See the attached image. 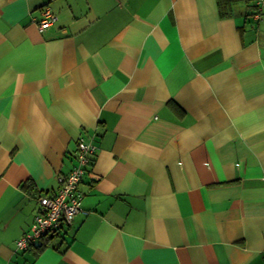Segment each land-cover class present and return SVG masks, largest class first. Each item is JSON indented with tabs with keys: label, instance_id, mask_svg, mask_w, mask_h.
<instances>
[{
	"label": "crops",
	"instance_id": "obj_1",
	"mask_svg": "<svg viewBox=\"0 0 264 264\" xmlns=\"http://www.w3.org/2000/svg\"><path fill=\"white\" fill-rule=\"evenodd\" d=\"M219 1L0 0V264H264V7Z\"/></svg>",
	"mask_w": 264,
	"mask_h": 264
},
{
	"label": "built area",
	"instance_id": "obj_2",
	"mask_svg": "<svg viewBox=\"0 0 264 264\" xmlns=\"http://www.w3.org/2000/svg\"><path fill=\"white\" fill-rule=\"evenodd\" d=\"M256 6L260 12L264 7V0H256ZM41 13L42 17L38 22L40 31L50 27L56 20V16L47 7L42 8ZM95 154L96 146L80 137L77 142L76 166L65 179L61 180V185L54 196L39 197V208L34 223L28 232L16 240L18 249H28L33 241L46 235H54L71 222L73 215L81 208L78 184Z\"/></svg>",
	"mask_w": 264,
	"mask_h": 264
},
{
	"label": "trees",
	"instance_id": "obj_3",
	"mask_svg": "<svg viewBox=\"0 0 264 264\" xmlns=\"http://www.w3.org/2000/svg\"><path fill=\"white\" fill-rule=\"evenodd\" d=\"M225 7L227 6V4H229V0H223ZM219 4H222L221 0L219 1Z\"/></svg>",
	"mask_w": 264,
	"mask_h": 264
}]
</instances>
